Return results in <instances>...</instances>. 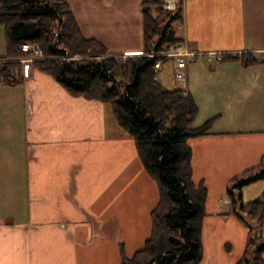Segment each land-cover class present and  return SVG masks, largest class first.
I'll use <instances>...</instances> for the list:
<instances>
[{
    "label": "crops",
    "instance_id": "0c3cea01",
    "mask_svg": "<svg viewBox=\"0 0 264 264\" xmlns=\"http://www.w3.org/2000/svg\"><path fill=\"white\" fill-rule=\"evenodd\" d=\"M181 1L182 23L173 26L182 42L200 52L264 51L254 9L259 0ZM253 57L257 63L246 66L230 59L215 68L198 61L186 68L196 121L202 120L197 126L215 119L210 134L186 143L192 181L207 192L199 264L238 263L247 242L226 190L229 180L261 163L264 121L256 131L215 126L216 119L264 114V63ZM3 61H10L5 50ZM21 85L0 77V264H121V249L131 258L144 247L159 200L135 141L117 130L107 107L70 96L36 69H27ZM236 105H250L240 110L249 115L231 111ZM241 193L245 203L261 197L264 180ZM260 229L264 234V220Z\"/></svg>",
    "mask_w": 264,
    "mask_h": 264
},
{
    "label": "trees",
    "instance_id": "16d2710c",
    "mask_svg": "<svg viewBox=\"0 0 264 264\" xmlns=\"http://www.w3.org/2000/svg\"><path fill=\"white\" fill-rule=\"evenodd\" d=\"M142 2L144 53H158L181 43L173 26L182 21L181 8L170 13L158 0ZM0 26L5 59L11 61L0 63L4 83L21 85L22 65L14 59L26 57L21 52L23 45L39 48L43 59L34 67L51 75L70 96L108 104L117 125L135 141L140 162L157 185L159 200L150 214L151 233L144 249L131 259L121 251V264H199L207 195L202 183L196 186L191 181V150L186 143L210 134L215 119L193 126L198 110L191 96L184 98L177 88L167 89L156 82V59L138 56L142 52L123 64L111 58L69 60L74 55L104 56L108 50L97 39L82 36L64 0H0ZM155 38L151 51L147 46ZM230 59L245 66L257 63L251 55L225 57L222 62ZM13 70L18 73L10 75ZM260 164L245 173L258 171L254 177L233 185L236 194L230 186L226 191L232 212L248 226L252 221L260 227L264 220V195L245 203L241 193L245 186L264 180V157ZM248 239L238 264H264V235Z\"/></svg>",
    "mask_w": 264,
    "mask_h": 264
},
{
    "label": "rangeland",
    "instance_id": "374dc122",
    "mask_svg": "<svg viewBox=\"0 0 264 264\" xmlns=\"http://www.w3.org/2000/svg\"><path fill=\"white\" fill-rule=\"evenodd\" d=\"M64 1H66V3H68V5L70 6V9L72 11V15L76 19L77 28H79L82 36L86 39H92V38L97 39L102 44H104L108 50L104 56L74 55V56L69 57V60L71 59V60H75L77 62H80L81 60H92V59H96V60L101 59L102 60L104 58H111L114 61H116L117 63L123 64V63H125L127 58L131 57L132 55L138 54V52L139 53L142 52L138 56H145L148 58H154V59H156V62L154 63L153 67H156V64H158V63L161 66V69H159L160 71L157 75L156 82L161 83L162 86H164L167 89H173L174 90L175 88L178 87L179 88L178 90H180V92H182V95L185 98H186V96L189 95L188 81H187V69L186 68L189 64H191L193 62L192 61L187 62L186 66H185V73H184L183 69L178 70L177 64H176V57H179L184 53H186V54L188 53L190 56H192L195 59L194 63H196V61L203 62L205 66L209 65L212 68L217 67L219 65V63H221L225 57L230 58V56L231 57H235V56L241 57L242 55H251V56L256 55L257 58L259 57L258 58L259 61L260 62L262 61V63H264V58H263L264 57V51H255L254 50L250 53H245L244 51L241 53H234L232 51L231 52H222V51L221 52L220 51H218V52H215V51L200 52L196 48L194 49L193 47L189 46L186 42H181L177 45H174V46L168 48L167 50H161V52H158V53L157 52H154V53L150 52L148 54H145L144 48H143L144 40L142 37V25H141L142 17H141L140 13H141V10L143 8L142 7V5H143L142 1H147V0H64ZM161 1L164 2V3L162 2V4H163V8L166 11L171 13V11H174L179 7V9L181 8V14L183 13L181 0H170L169 1V4L171 5L170 8H168L169 5H168V3H166V1H164V0H161ZM255 3L256 4L254 6V9H255V12L258 13V15H257L258 17L255 19H257L256 21L258 22L257 25H258L259 29L262 30V27H264V0H262L261 2H260V0H259V2L255 1ZM165 22H163V24L161 23L162 24L161 28L164 27ZM180 23H182V21ZM140 28H141V31H140ZM177 33L180 34V30H177ZM175 34H176V32H175ZM3 38H4V31H3L2 26H0V52H2V53L5 50L4 49L5 43H4ZM136 40L139 41L138 45H137ZM258 40H262V37ZM156 41H157V39L155 38L154 41H152L153 43H149V45L147 46V49H150L152 51V45L156 44ZM261 42L264 44V41H261ZM132 47H138V48H132ZM32 49L33 50L36 49L40 53V55L35 53L33 56H31V55L27 54L26 57L14 59V60L19 61L20 65H23L24 63H26L25 65L27 66V69L28 68L36 69L39 74L45 75L46 77L47 76L51 77V79H53L51 75L45 74L44 72L39 71L36 67L33 66L35 64V62H39L43 59V54L41 53L39 48L32 47ZM138 56H136V57H138ZM219 57H220V60H219ZM5 62H7V61H5ZM8 62H10V61H8ZM182 70L184 73V77H183V79H180L177 75H180L182 73ZM262 73H264V71L261 69L260 74H262ZM25 75H26V72H24V76ZM24 76H23V80H24ZM23 85H21V86L23 87ZM16 91H18V90H16ZM17 95H20V93H17ZM12 96L14 99L16 96V93L13 92ZM89 101H91V100H89ZM96 102H99V101H96ZM99 103L102 104L104 107H107L108 111L109 110L111 111V107H109L108 104L105 105L101 102H99ZM26 105H27V107L29 106L28 103ZM260 105H261V103L258 106H260ZM249 108H251L250 105H245L244 107L241 105L240 106L236 105V106H232L230 110L231 111L233 110V111L240 113V110L242 111V110L249 109ZM222 114H224L223 117H225L226 114H228V112L226 111L225 108H223ZM240 114L249 115V112L247 111V112L240 113ZM197 118H196V120H197ZM114 119H115V122L117 123L116 118H114ZM196 120L193 123V126L199 127L197 125H198L199 121H202V120H198V121H196ZM216 120H219L216 124L217 126H215L216 128H218L219 126L224 127L222 129H218L220 131H222V130L230 131V132L237 131V130L256 131V129L262 128L261 124L264 121V114L263 115L260 114V115H256V116L221 118V119H216ZM117 130H120L121 133L124 134L123 129L117 128ZM121 133H119L118 136H116V135L115 136L117 138H119ZM126 135L132 139V137L129 136L127 133H126ZM6 165L11 166V161H7ZM260 165L261 164H259L258 167ZM258 167H256V168H258ZM0 169L4 170L3 167H1ZM245 173L246 172H243V173L235 176V178L229 180L227 189L230 186V190H232V192L234 194H236V191L232 188L233 185H236V183H238V181H242L244 179L254 177L258 173V171H255L254 173H247V174H245ZM192 175H193V172H192ZM191 181H192V177H191ZM192 183H193V181H192ZM202 185L204 186V183H202ZM205 190H206V188H205ZM249 192H255V189H253V188L249 189ZM206 194H207V192H206ZM206 199H207V197H206ZM228 199H229V203H230L229 205H230V209H231L230 214L239 219V217L236 216V214L234 212H232L233 206L231 205V200H230L229 196H228ZM249 223H250L249 226L252 227V229L248 228L249 226L244 223L245 227L248 226L247 227L248 234H247V238H246L247 242H246V245L243 249L244 252L242 254V257L245 254V248H246L248 241H249L248 238L250 237V239L258 240V239H261V237L264 235L261 232L260 227H258V224H256V222L250 221ZM202 224H203V222H202ZM200 241H201V238H200ZM201 243H202V241H201ZM145 245H146V243H145ZM145 245H144V247H145ZM144 247L138 251L143 250ZM226 248L227 247H225V250H227ZM121 251H123V249L120 250V253H121ZM138 251H136V252H138ZM123 253H124V251H123ZM134 254L132 255L131 258H133ZM131 258H128V259H131ZM238 263H239V261H238ZM238 263H235V264H238Z\"/></svg>",
    "mask_w": 264,
    "mask_h": 264
},
{
    "label": "built area",
    "instance_id": "2783aa9c",
    "mask_svg": "<svg viewBox=\"0 0 264 264\" xmlns=\"http://www.w3.org/2000/svg\"><path fill=\"white\" fill-rule=\"evenodd\" d=\"M164 1H166V3H168V5H169L168 8H170V6H171L169 4V1L170 0H164ZM21 51L22 52L23 51L24 52H28V53H30L29 55H31V56H33L35 53L38 54V55H40V53L36 49L33 50L32 47H30L28 44L23 45L22 48H21ZM219 60H220V57H219ZM189 61H195V59L192 56H190L188 53L187 54L184 53L181 56L176 57V64H177L178 70L179 69H183L184 70V73H185V66H186L187 62H189ZM159 69H161V66H160L159 63L156 64V67H153V71H155V72L160 71ZM183 70H182V73L180 75H177L180 79H183V77H184ZM154 79L156 80V77Z\"/></svg>",
    "mask_w": 264,
    "mask_h": 264
},
{
    "label": "bare ground",
    "instance_id": "6f19581e",
    "mask_svg": "<svg viewBox=\"0 0 264 264\" xmlns=\"http://www.w3.org/2000/svg\"><path fill=\"white\" fill-rule=\"evenodd\" d=\"M21 52H22V51H21ZM22 53H28V52H24V51H23ZM28 54H30V53H28ZM10 75H13V73L11 72ZM184 98H185V97H184Z\"/></svg>",
    "mask_w": 264,
    "mask_h": 264
}]
</instances>
